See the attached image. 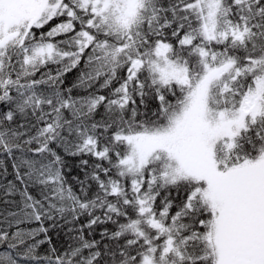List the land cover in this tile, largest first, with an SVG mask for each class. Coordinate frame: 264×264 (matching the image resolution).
I'll return each mask as SVG.
<instances>
[{
	"label": "snow or ice",
	"instance_id": "snow-or-ice-1",
	"mask_svg": "<svg viewBox=\"0 0 264 264\" xmlns=\"http://www.w3.org/2000/svg\"><path fill=\"white\" fill-rule=\"evenodd\" d=\"M0 264H264V0H0Z\"/></svg>",
	"mask_w": 264,
	"mask_h": 264
},
{
	"label": "trees",
	"instance_id": "trees-1",
	"mask_svg": "<svg viewBox=\"0 0 264 264\" xmlns=\"http://www.w3.org/2000/svg\"><path fill=\"white\" fill-rule=\"evenodd\" d=\"M74 78H75V73H71V74H69V77H68L69 81L73 80ZM5 166L8 168L9 173H11V171H12V169H11V162H5ZM8 179H12V176L9 175V176H8ZM29 226L34 227V225H29ZM61 235H63V234H61ZM57 239H58V238L56 237V235L53 234V240L56 241ZM46 247H47V246H44V247H42V248L40 249V253H41V255L44 254V251L46 250Z\"/></svg>",
	"mask_w": 264,
	"mask_h": 264
}]
</instances>
